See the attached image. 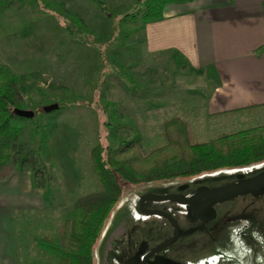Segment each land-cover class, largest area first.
I'll return each mask as SVG.
<instances>
[{
	"label": "rangeland",
	"instance_id": "1",
	"mask_svg": "<svg viewBox=\"0 0 264 264\" xmlns=\"http://www.w3.org/2000/svg\"><path fill=\"white\" fill-rule=\"evenodd\" d=\"M99 1L0 0V64L18 77L20 109L34 113L33 119L17 118L12 124L22 129L19 143L31 149H37L44 135L39 157L52 178L47 196L32 187L27 171L0 182V264L46 260L41 243L54 240L57 226L70 217L80 195L99 188L90 159L94 147L114 148L138 138L148 152L162 144L160 125L174 116L190 124L198 142L264 124V108L210 115L211 71L194 69L174 54H144V23L125 17L135 12L136 0ZM52 104L58 109L43 112ZM259 171L264 162L193 179L225 186ZM184 181L121 182V198L92 248V264H121L141 237L168 231L166 219L143 214L139 204L145 195L166 196L170 186ZM171 205L148 201L144 209L163 212L162 207ZM173 207L174 214L178 209ZM218 211L222 218L175 244V254L194 264L211 253L216 264H264V192L240 194ZM252 219L257 224L250 236Z\"/></svg>",
	"mask_w": 264,
	"mask_h": 264
},
{
	"label": "trees",
	"instance_id": "2",
	"mask_svg": "<svg viewBox=\"0 0 264 264\" xmlns=\"http://www.w3.org/2000/svg\"><path fill=\"white\" fill-rule=\"evenodd\" d=\"M92 1L100 4L99 0ZM190 1L136 0L135 12L125 17L139 18L145 25L161 20L165 5ZM18 85V77L12 68L0 64V182L6 181L14 172L27 171L32 187L43 190L47 196L52 178L39 157L45 144L44 135L37 149H31L19 143L22 129L12 124L19 118L12 111L20 109L23 103ZM160 137L162 144L148 152L143 150L138 138L121 142L114 148L94 147L90 159L99 188L80 195L73 203L70 217L57 226L54 240L41 243L46 260H33L29 264H92V248L121 198V182L153 184L191 180L219 170L245 169L264 162V124L224 132L208 141L198 142L190 124L184 118L174 116L162 122ZM259 172L249 175L253 177ZM256 224L251 221L253 232L250 236L254 234Z\"/></svg>",
	"mask_w": 264,
	"mask_h": 264
},
{
	"label": "crops",
	"instance_id": "3",
	"mask_svg": "<svg viewBox=\"0 0 264 264\" xmlns=\"http://www.w3.org/2000/svg\"><path fill=\"white\" fill-rule=\"evenodd\" d=\"M142 45L146 55L175 54L211 71L210 115L264 108V0L167 4L161 20L143 26Z\"/></svg>",
	"mask_w": 264,
	"mask_h": 264
},
{
	"label": "flooded vegetation",
	"instance_id": "4",
	"mask_svg": "<svg viewBox=\"0 0 264 264\" xmlns=\"http://www.w3.org/2000/svg\"><path fill=\"white\" fill-rule=\"evenodd\" d=\"M253 177L246 179L244 178L242 180H248ZM238 181L240 180L236 179L233 182L228 183L227 185L236 183ZM220 187L223 186H216L211 182L203 180L202 177L198 179L186 180L181 183L178 182V184L176 183V185L172 186L171 191L168 193V195H178L184 197L185 199L198 197V199L193 201V207L188 208L187 206H181L174 202V205H171L170 208L162 207L163 212L168 215L170 214V216L172 217L174 216L176 224L180 231L179 237L170 246L156 251V249L160 245L164 244L174 235V229L172 225L167 221L169 224L168 231L164 230L163 234L161 235L152 237H150L149 235H145L141 237L138 241L136 250L133 251L121 264H124V262L128 259L134 258L135 255L139 252H141V254L138 255V260L134 261L133 264H194L192 260H186L175 254V251L174 249H172V247L179 242L181 243L187 240L190 236H194L195 234H198L200 232H205L207 229L211 228L214 222L222 218L219 217L218 207L224 204L226 201L211 203L212 198L207 197L210 191H213ZM172 207L174 209H178L177 211L174 210V214L171 213ZM209 207L210 209L214 210L216 214L213 220L204 221L198 218L196 221H192V218L194 217V211L205 215ZM188 209L190 212V217L188 216ZM176 214H179L183 218V220L178 221V217H175ZM226 248V246H223L222 250ZM213 258H215V255L214 253H211L208 257L199 260V264H216L217 260L215 261V259Z\"/></svg>",
	"mask_w": 264,
	"mask_h": 264
},
{
	"label": "water",
	"instance_id": "5",
	"mask_svg": "<svg viewBox=\"0 0 264 264\" xmlns=\"http://www.w3.org/2000/svg\"><path fill=\"white\" fill-rule=\"evenodd\" d=\"M57 109H58V105L52 104L45 106L42 110L43 112L48 113ZM12 114L16 117L23 119H33L34 117L33 111L23 110L18 108L14 109L12 111ZM242 179H244V176H239L238 180L240 181L210 191L207 197H211L212 198L211 203H214V202L229 201L240 194H251L256 197V196H260L264 192V171L258 173L255 177L251 179L248 180H242ZM196 199H198V197L185 199L184 197L178 195L155 196L151 194H147L141 199L139 206L143 214L162 217L166 219L174 229V235L164 244L160 245L156 249V251H159L162 248H166L170 246L172 243H174V241L179 237L180 231L178 229L176 221L170 215L162 211L155 212V211L145 210L144 204L148 201H152V202L172 201L178 205L187 206L189 208V207H193V201H195ZM188 216L190 217L189 209H188ZM215 216H216L215 211L210 209L209 207L205 215L200 214L197 211H194V217L192 218V221H196L198 218L204 221H209V220H213ZM139 254H141V252L137 253L134 258L125 261L124 264H133L134 261L138 260Z\"/></svg>",
	"mask_w": 264,
	"mask_h": 264
},
{
	"label": "bare ground",
	"instance_id": "6",
	"mask_svg": "<svg viewBox=\"0 0 264 264\" xmlns=\"http://www.w3.org/2000/svg\"><path fill=\"white\" fill-rule=\"evenodd\" d=\"M261 169H262V168H261ZM254 172H255V171H254ZM228 178H229V177H228ZM230 178H231V177H230ZM230 178H229V179H230ZM209 179H210V178H209ZM224 179H227V178H224ZM210 180H211V179H210ZM219 180H221V179H219ZM215 181H216V180H215ZM224 183H225V182H224ZM151 185H152V184H151ZM147 187H148V186H147ZM170 187H172V186H170ZM165 188H167V187H165ZM142 189H143V188H142ZM154 189L156 190L155 192L159 193V190H158V189H156V188H154ZM132 190H134V192L136 193L138 189H136V187H135V188L132 189ZM152 190H153V189H152ZM129 192H131V191H129ZM152 192H154V191H152ZM160 192H163V191H160ZM137 193H138V192H137ZM129 196H130V195H129ZM130 197H131V196H130ZM234 202H235V201H234ZM150 204H151V203H150ZM153 204H155V203H153ZM146 205H147V204H146ZM155 205H156V204H155ZM155 205H154V208H155ZM152 206H153V205H152ZM145 208H146V207H145ZM152 208H153V207H152ZM243 209H244V208H243ZM123 210H124V209H123ZM148 210H149V209H148ZM152 210H156V209H152ZM159 211H160V210H159ZM122 212L124 213V211H122ZM242 212H243V211H242ZM123 213H121V214H123ZM115 214H116V213H115ZM116 218H118V217H116ZM149 218H150V217H149ZM231 219H232V218H231ZM234 219H235V218H234ZM252 220H253V219H252ZM217 222H218V221H217ZM234 222H236V221H234ZM236 223H237V222H236ZM217 224H218V223H217ZM254 224H255V223H254ZM254 224H253V226H254ZM250 225H251V224H250ZM150 228H152V227H150ZM150 228H149V230H151ZM225 232H226V231H225ZM157 233H158V232H157ZM150 235H151V234H150ZM223 239H224V238H223ZM217 240H218V239H217ZM217 240H216V242H217ZM219 240H220V238H219ZM221 240H222V239H221ZM130 241H131V240H130ZM130 241H129V242H130ZM132 241H133V240H132ZM213 241H214V240H213ZM133 242H134V241H133ZM133 242H132V245H133ZM220 243H222V242H220ZM220 243H219V244H220ZM130 244H131V243L128 244V247H129ZM192 244H193V242H192ZM192 244H191V245H192ZM219 244H218V245H219ZM117 245H118V244H117ZM192 246H193V245H192ZM192 246H191V247H192ZM216 246H217V245H216ZM221 247H222V245H221ZM131 248H132V247H131ZM186 249H187V248H186ZM213 249H214V248H213ZM215 249H216V248H215ZM128 250H129V248H128ZM128 250H127V251H128ZM122 252H123V251H122ZM128 253H129V252H128ZM215 254H217V253H215ZM119 255H120V254H119ZM122 255H125V253L122 254ZM123 257H125V256H123ZM126 257H127V256H126ZM197 261H198V260H197ZM189 263H190V262H189ZM190 264H192V263H190Z\"/></svg>",
	"mask_w": 264,
	"mask_h": 264
}]
</instances>
